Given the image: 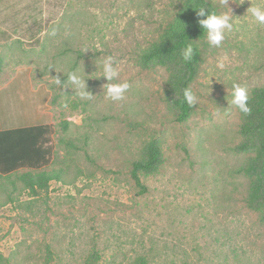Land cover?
I'll return each instance as SVG.
<instances>
[{
  "label": "rangeland",
  "instance_id": "rangeland-1",
  "mask_svg": "<svg viewBox=\"0 0 264 264\" xmlns=\"http://www.w3.org/2000/svg\"><path fill=\"white\" fill-rule=\"evenodd\" d=\"M210 1L217 14L231 12L233 28L218 47L199 41L196 102L180 122L165 97L167 71L139 63L177 0H0V128L49 113L45 168L65 173L40 196L22 189L24 169L0 179V264H85L93 251L95 264H264V223L245 203L231 104L234 84L249 93L264 81V24L247 10L264 0ZM108 56L119 72L112 83L130 85L119 101L106 94ZM73 73L88 96L69 82ZM151 139L163 164L141 175V188L131 162Z\"/></svg>",
  "mask_w": 264,
  "mask_h": 264
},
{
  "label": "trees",
  "instance_id": "trees-1",
  "mask_svg": "<svg viewBox=\"0 0 264 264\" xmlns=\"http://www.w3.org/2000/svg\"><path fill=\"white\" fill-rule=\"evenodd\" d=\"M177 1L179 6L174 16L157 38L143 50L139 63L144 68L161 66L167 71L165 97L174 118L182 122L193 112V105L189 106L184 101L183 91H192L190 86L197 75L201 60L199 41L206 35L199 25V20L204 17L198 16L197 12L204 8L216 13V8L210 0ZM188 43L193 45L194 55L191 61L186 62L182 58V50ZM248 94L251 111L245 115L237 109L240 112V141L233 146V151L246 155L237 168V172L248 179L245 203L248 208L258 213L259 220L264 223V81ZM51 102L55 103L54 97ZM68 124L66 120L60 121L61 129L65 131ZM50 133L49 124L0 130V179L24 169L16 177L22 184V189L34 196L46 194L51 181H63L65 173L61 168H45L52 155ZM162 164L160 143L151 139L142 147L139 157L131 162L130 175L143 188L141 175L157 173ZM98 259V253L93 251L85 259V264H95ZM133 264L148 262L145 257L140 256Z\"/></svg>",
  "mask_w": 264,
  "mask_h": 264
},
{
  "label": "clouds",
  "instance_id": "clouds-1",
  "mask_svg": "<svg viewBox=\"0 0 264 264\" xmlns=\"http://www.w3.org/2000/svg\"><path fill=\"white\" fill-rule=\"evenodd\" d=\"M222 2L227 5V0H222ZM247 10L250 12L255 21H257L259 24H264V6L250 5ZM197 15L204 17L203 19L199 20V25L205 30L206 38L209 44L217 47L220 46L221 42L225 38V31H231L233 28V15L231 12L217 14L215 12H210L204 8H201L198 10ZM52 34L55 35V29H53ZM193 55V45L191 43L186 44L182 50L183 60L186 62L191 61L193 59ZM114 64V58L111 56H108L104 60L102 65V77L108 82L105 84L107 85L106 94L108 98L113 101H119L124 98V94L129 89L130 85L128 82L112 83V81L116 80L119 75V72ZM219 67L223 68L224 64L220 63ZM69 82L76 89L81 90L82 97L89 95V92L86 91V79H82L80 76L73 73L69 76ZM55 83L57 86H60L64 82H62L60 76H56ZM183 98L189 106L194 105L196 102V97L190 89H185L183 91ZM231 104L242 114L247 115L251 111L249 107V94L246 87H243L240 84L233 85Z\"/></svg>",
  "mask_w": 264,
  "mask_h": 264
},
{
  "label": "crops",
  "instance_id": "crops-1",
  "mask_svg": "<svg viewBox=\"0 0 264 264\" xmlns=\"http://www.w3.org/2000/svg\"><path fill=\"white\" fill-rule=\"evenodd\" d=\"M42 97V96H41ZM42 107H45V105L48 106V101L47 100H42ZM49 113L43 111L41 112H36V115H25L24 116V120L29 121L26 124L17 126V127H27V126H36V125H43V124H48L51 122V117H49ZM17 127H13V128H17ZM9 129V128H6ZM0 130H4L3 128H0Z\"/></svg>",
  "mask_w": 264,
  "mask_h": 264
}]
</instances>
